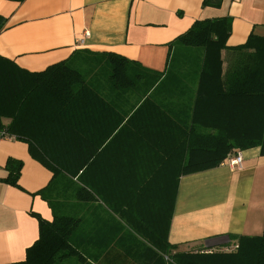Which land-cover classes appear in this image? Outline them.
Listing matches in <instances>:
<instances>
[{
	"label": "crops",
	"instance_id": "1",
	"mask_svg": "<svg viewBox=\"0 0 264 264\" xmlns=\"http://www.w3.org/2000/svg\"><path fill=\"white\" fill-rule=\"evenodd\" d=\"M0 15L7 18L0 31V55L28 70L41 71L65 59L79 64L90 52L131 60L115 77L108 65L85 69L101 95L99 122L107 131L100 132V163L106 172L179 171L195 140L247 138L254 132L247 129V85L226 84V92L242 89V99L233 94L221 102L203 99L199 87L205 51L175 40L197 19L231 16L228 49L222 50L225 72L246 57L234 48L251 32L264 36V0H223L219 7L204 6L203 0H0ZM114 123L117 127L109 131ZM63 133L45 129L43 152L57 153L58 145L50 139ZM237 155L242 157L239 165L230 161ZM10 160L23 163L18 185L6 181ZM52 176L32 156L27 140L1 141L0 264L26 259L40 234L33 212L54 218L39 194ZM128 184V179L116 182L121 188ZM82 208L85 220L72 233L79 254L57 264H172L156 247L154 234L145 236L122 214L106 207L96 214L87 203ZM263 231L264 155L259 146L233 149L221 165L180 177L168 226L169 242L178 244L177 250L201 256L233 252L238 241L230 234Z\"/></svg>",
	"mask_w": 264,
	"mask_h": 264
},
{
	"label": "trees",
	"instance_id": "2",
	"mask_svg": "<svg viewBox=\"0 0 264 264\" xmlns=\"http://www.w3.org/2000/svg\"><path fill=\"white\" fill-rule=\"evenodd\" d=\"M222 3L223 0H203L204 6L219 7ZM6 20L0 15V31ZM231 24V16L197 19L175 42L205 51L199 87L203 99L214 97L221 102L230 94L242 99V89L226 92V84L247 85V129L254 132L247 133V138L195 140L179 171L106 172L101 168L100 132H106L107 127L99 122L100 92L91 85L85 69L108 65L115 77L131 60L113 52H90L79 64L65 59L44 70L31 71L0 55V128H6L16 139L27 140L32 156L53 173L39 194L49 202L54 218L47 220L33 212L39 220V238L27 249L25 260L9 264H57L72 257L77 253L72 233L85 220L80 214L86 203L91 212L97 214L109 208L122 214L129 226L145 230V236L149 233L152 239L154 234L158 250L176 264H264V231L254 236L230 234L238 241L236 251L205 256L179 251L178 244L168 239L182 175L221 165L233 149L259 146L264 155V36L251 32L244 44L234 48L246 57L240 56L238 63L224 72L222 50L228 49ZM123 75L130 79L125 72ZM5 118L10 121L4 122ZM49 127L64 132L50 139L58 145L54 154L44 153L46 149L41 146L40 137ZM116 127L117 123L112 124L109 131ZM22 165L21 161L10 160L6 181L18 185ZM119 178L128 179L129 184L117 187ZM101 201L105 206L97 207L96 202ZM90 226L95 227L96 223Z\"/></svg>",
	"mask_w": 264,
	"mask_h": 264
},
{
	"label": "built area",
	"instance_id": "3",
	"mask_svg": "<svg viewBox=\"0 0 264 264\" xmlns=\"http://www.w3.org/2000/svg\"><path fill=\"white\" fill-rule=\"evenodd\" d=\"M14 138L15 137L12 134H10L6 128H0V143L4 139H14ZM230 161L233 164L239 165L242 162V157L241 155L233 156L231 157Z\"/></svg>",
	"mask_w": 264,
	"mask_h": 264
},
{
	"label": "rangeland",
	"instance_id": "4",
	"mask_svg": "<svg viewBox=\"0 0 264 264\" xmlns=\"http://www.w3.org/2000/svg\"><path fill=\"white\" fill-rule=\"evenodd\" d=\"M101 202L105 205V203H104L103 201H101ZM178 248H179V247H178ZM171 262H172V264H176L175 261L172 260V258H171Z\"/></svg>",
	"mask_w": 264,
	"mask_h": 264
}]
</instances>
